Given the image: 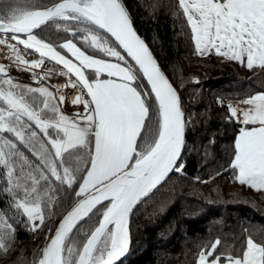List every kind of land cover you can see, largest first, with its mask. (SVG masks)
<instances>
[{"label": "snow or ice", "instance_id": "snow-or-ice-1", "mask_svg": "<svg viewBox=\"0 0 264 264\" xmlns=\"http://www.w3.org/2000/svg\"><path fill=\"white\" fill-rule=\"evenodd\" d=\"M177 3L197 55L214 52L228 61H246L249 70L264 69V0ZM49 23L109 59L87 54L73 39L58 47L46 42L37 30ZM0 47L9 61L0 63V192L33 232L61 193L76 198L32 264H116L129 251L134 209L170 173L184 172L187 122L177 90L134 31L121 0H57L49 7L0 0ZM32 54L39 59L29 60ZM45 60L61 66L65 88L79 90L72 104L83 111L70 116L60 107L65 95L57 99L49 87L27 86L9 75L14 67L34 73V81L48 79L51 72L34 71ZM226 107V119L245 126L230 162L234 180L264 192V93ZM101 208L84 241L72 239L77 225ZM14 234V224L0 211V252L7 254ZM193 264H264V240L249 235L236 251L216 238L202 246Z\"/></svg>", "mask_w": 264, "mask_h": 264}, {"label": "trees", "instance_id": "trees-1", "mask_svg": "<svg viewBox=\"0 0 264 264\" xmlns=\"http://www.w3.org/2000/svg\"><path fill=\"white\" fill-rule=\"evenodd\" d=\"M123 1L136 31L174 84L187 123L182 153L184 172L171 173L134 209L129 221V254L118 264H193L202 246L216 238L221 239L222 246L236 251L249 235L264 240V192L253 191L234 180L230 162L234 159L236 136L245 126L226 119L225 103L264 93V69L249 70L214 52L197 55L177 0ZM34 2L47 7L57 0ZM37 34L57 47L73 39L87 54L109 59L83 48L78 38L57 30L55 24L49 23ZM20 148L35 160L22 145ZM3 186L4 181L0 180V188ZM74 202L73 194L61 193L51 208H45L44 223L33 232L27 219L11 209L10 198L0 192V211L15 226L10 250L7 254L0 252V264H32L38 259L48 231ZM102 211L101 208L91 220L86 218L70 234L71 238L83 242L85 232L98 223Z\"/></svg>", "mask_w": 264, "mask_h": 264}, {"label": "rangeland", "instance_id": "rangeland-1", "mask_svg": "<svg viewBox=\"0 0 264 264\" xmlns=\"http://www.w3.org/2000/svg\"><path fill=\"white\" fill-rule=\"evenodd\" d=\"M65 42V41H64ZM22 50V47H21ZM62 54H65L66 56H68L69 54H67L66 52L62 51ZM29 60L32 59H39V57L36 54H32L30 56L27 57ZM9 63V62H8ZM44 68V69H43ZM61 66L56 65L54 62L52 61H48L45 60V66H42L40 69H36L35 74H39V75H43L46 72H51L52 75L50 78L45 79L43 81H34L33 79V75L34 73L31 72H25V71H17L14 67H10L9 68V75L12 76V78L16 81H18L21 84L27 85V86H31V87H40V86H46L49 87V90L52 91L54 93V95L57 97V99L61 96V95H65L66 96V100L65 103L63 105H61V110L68 114V115H72L76 112L79 111H83V107L82 105L80 106H74L72 104V98H70L69 95V90L67 88L62 89L59 87V85L61 84L60 82L57 83L58 81H67V77L65 76H61L58 74V69H60ZM87 74L91 77L94 78V74L91 73L90 71L87 72ZM106 79V78H105ZM72 80H75V77H72ZM62 82V83H63ZM54 86V87H53ZM225 103H233L232 101H226ZM236 103V102H235ZM58 222V221H57ZM56 222V223H57ZM55 223V225H56ZM54 225V226H55ZM54 226L48 231L47 235H46V239L47 237L50 235V233L52 232V229L54 228ZM31 227V226H30ZM45 239V240H46ZM45 242V241H44ZM43 242V243H44ZM43 245V244H42ZM42 247V246H41Z\"/></svg>", "mask_w": 264, "mask_h": 264}, {"label": "water", "instance_id": "water-1", "mask_svg": "<svg viewBox=\"0 0 264 264\" xmlns=\"http://www.w3.org/2000/svg\"><path fill=\"white\" fill-rule=\"evenodd\" d=\"M121 3L123 4V6L125 7V9H126V11L128 12V14H129V16H130V18H131V21H132V24H133V29H134V31L137 33V35L144 41V43H145V45L148 47V49H149V51L151 52V54H152V56H153V58L155 59V61L157 62V65H158V67L161 69V71L164 73V75L166 76V78L169 80V82L173 85V87L175 88V86H174V84L172 83V81L170 80V78L168 77V75L166 74V72H165V70H164V68L161 66V64L159 63V61L157 60V58H156V56L154 55V53L152 52V50H151V48H150V46L148 45V43L138 34V32L136 31V29H135V27H134V23H133V19H132V16H131V14H130V12H129V10H128V8H127V6H126V4L124 3V1L123 0H121ZM54 4V3H53ZM52 4V5H53ZM52 5H49V6H52ZM49 6H47V7H49ZM44 27V26H43ZM122 51V50H121ZM126 55V54H125ZM129 60L131 59V58H128ZM145 83H147L146 81H144ZM176 89V88H175ZM179 95V94H178ZM183 153V152H182ZM171 174V173H170ZM169 174V175H170ZM167 179V178H166ZM165 179V180H166ZM105 203H107V202H105ZM74 204H75V202L72 204V206H70L69 207V209L63 214V216L64 215H66L67 214V212L68 211H70L71 210V208L74 206ZM132 215V214H131ZM131 215H130V217H131ZM63 216L58 220V222L56 223V225L54 226V228L52 229V232L50 233V235L49 236H51V235H53L54 234V232H55V230H56V228H57V226H58V224L60 223V221L62 220V218H63ZM130 217H129V221H130ZM82 223V222H81ZM80 223V224H81ZM79 224V225H80ZM79 225H77V227L79 226ZM75 230V229H74ZM73 230V231H74ZM129 232H130V227H129ZM48 243V239H46L45 240V242L43 243V245H42V247H41V250L46 246V244ZM130 243H131V237H130ZM129 249H130V244H129ZM129 254V251L123 256V257H121L120 258V260L119 261H117L116 262V264H118V263H120L127 255ZM40 255H41V252H40Z\"/></svg>", "mask_w": 264, "mask_h": 264}, {"label": "bare ground", "instance_id": "bare-ground-1", "mask_svg": "<svg viewBox=\"0 0 264 264\" xmlns=\"http://www.w3.org/2000/svg\"><path fill=\"white\" fill-rule=\"evenodd\" d=\"M6 51V49H4V48H2V47H0V63H8L9 61H7L6 59H5V57H4V55H3V53ZM43 66H45V64L43 65ZM44 69V68H43ZM41 70V69H40ZM61 83L60 85H59V87L60 88H62V89H65V87H64V84L66 83V81H58L57 80V83ZM63 82V83H62ZM68 90H69V95H70V98H74L76 95H78L79 94V90L77 89V88H71V87H68L67 88Z\"/></svg>", "mask_w": 264, "mask_h": 264}, {"label": "crops", "instance_id": "crops-1", "mask_svg": "<svg viewBox=\"0 0 264 264\" xmlns=\"http://www.w3.org/2000/svg\"><path fill=\"white\" fill-rule=\"evenodd\" d=\"M244 65H246V61H245V64H244ZM251 127H253V126H251ZM251 127H250V128H251ZM250 128H249V129H250ZM238 135H239V134H238ZM238 135H237V136H238ZM237 136H236V137H237Z\"/></svg>", "mask_w": 264, "mask_h": 264}]
</instances>
